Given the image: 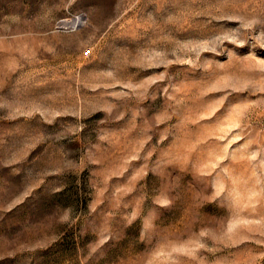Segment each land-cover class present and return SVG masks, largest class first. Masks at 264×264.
Segmentation results:
<instances>
[{
  "label": "rangeland",
  "instance_id": "374dc122",
  "mask_svg": "<svg viewBox=\"0 0 264 264\" xmlns=\"http://www.w3.org/2000/svg\"><path fill=\"white\" fill-rule=\"evenodd\" d=\"M0 264H264V0H0Z\"/></svg>",
  "mask_w": 264,
  "mask_h": 264
},
{
  "label": "bare ground",
  "instance_id": "6f19581e",
  "mask_svg": "<svg viewBox=\"0 0 264 264\" xmlns=\"http://www.w3.org/2000/svg\"><path fill=\"white\" fill-rule=\"evenodd\" d=\"M83 16H79V17H76V18H74V19H72L71 21H70V23H68V24H74V25H77V24H80V23H82V21H83Z\"/></svg>",
  "mask_w": 264,
  "mask_h": 264
},
{
  "label": "built area",
  "instance_id": "2783aa9c",
  "mask_svg": "<svg viewBox=\"0 0 264 264\" xmlns=\"http://www.w3.org/2000/svg\"><path fill=\"white\" fill-rule=\"evenodd\" d=\"M91 53V49H87L86 51H85V54L86 55H89Z\"/></svg>",
  "mask_w": 264,
  "mask_h": 264
}]
</instances>
